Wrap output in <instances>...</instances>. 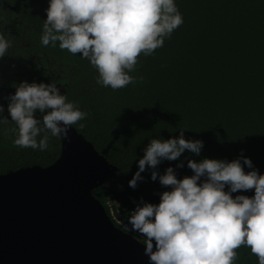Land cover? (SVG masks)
Here are the masks:
<instances>
[{
  "label": "trees",
  "instance_id": "obj_1",
  "mask_svg": "<svg viewBox=\"0 0 264 264\" xmlns=\"http://www.w3.org/2000/svg\"><path fill=\"white\" fill-rule=\"evenodd\" d=\"M12 1L31 27L18 31L15 52L27 67L8 78L54 82L88 114L73 126L117 168L106 183L92 189L115 226L128 231L131 212L142 200L159 203V193L170 190L150 178L151 169L141 173L143 180L135 188L128 182L149 141L178 137L181 128L185 139L203 142L200 155L186 150L179 161L163 160L159 173L172 166L179 179L193 174L189 159L231 161L240 156L264 173V0H175L183 24L152 55L141 54L129 73L136 83L118 90L98 84V72L79 54L61 50L58 42L56 47L41 43L49 0ZM15 127L11 121L0 123V174L45 166L57 158L58 137L49 134L43 151L22 148L13 143ZM180 162L183 167H177ZM244 170L249 171L247 166ZM239 194L250 197L254 190ZM129 232L145 243L140 233ZM236 252L233 264H259L249 248Z\"/></svg>",
  "mask_w": 264,
  "mask_h": 264
},
{
  "label": "clouds",
  "instance_id": "obj_2",
  "mask_svg": "<svg viewBox=\"0 0 264 264\" xmlns=\"http://www.w3.org/2000/svg\"><path fill=\"white\" fill-rule=\"evenodd\" d=\"M45 11L41 43L56 47L58 42L61 50L79 54L98 72L97 83L113 90L135 84L137 78L129 73L141 54L150 56L163 47L184 22L175 0H49ZM10 47L0 33V58ZM15 88L7 97L15 146L46 150L49 134L69 139V129L88 115L54 82L21 81ZM3 111L0 104V123H8ZM184 130L178 137L151 139L138 159L129 187L151 169L150 178L170 190L159 193V203L142 200L131 212L128 230L145 238L150 264H233L242 246L264 264V173L244 156L189 159L193 174L179 179L172 166L159 173L163 160L179 161L186 150L200 155L203 142L185 139ZM249 190H254L250 197L239 194Z\"/></svg>",
  "mask_w": 264,
  "mask_h": 264
},
{
  "label": "water",
  "instance_id": "obj_3",
  "mask_svg": "<svg viewBox=\"0 0 264 264\" xmlns=\"http://www.w3.org/2000/svg\"><path fill=\"white\" fill-rule=\"evenodd\" d=\"M68 136L52 163L0 174V264H150L144 243L92 194L116 166L74 126Z\"/></svg>",
  "mask_w": 264,
  "mask_h": 264
},
{
  "label": "flooded vegetation",
  "instance_id": "obj_4",
  "mask_svg": "<svg viewBox=\"0 0 264 264\" xmlns=\"http://www.w3.org/2000/svg\"><path fill=\"white\" fill-rule=\"evenodd\" d=\"M25 21L23 11H20L12 0H0V33H3L5 38L11 41V47L6 55L0 58V87H16L22 81L18 79L15 83L12 80L21 68L24 70L27 67V65L23 64L25 59L15 53L20 46V39L17 38L18 31L21 28L26 30L31 25V23H28V21L25 23ZM27 51L25 52L27 53ZM9 75L12 77L11 81L8 78ZM9 95L8 93L0 94V104L4 106L2 115L11 121V117L6 111L9 103L7 97ZM37 118H40L39 113H37Z\"/></svg>",
  "mask_w": 264,
  "mask_h": 264
},
{
  "label": "built area",
  "instance_id": "obj_5",
  "mask_svg": "<svg viewBox=\"0 0 264 264\" xmlns=\"http://www.w3.org/2000/svg\"><path fill=\"white\" fill-rule=\"evenodd\" d=\"M115 220H116L117 223H120V221H119L118 219L115 218ZM125 228H126L127 230L129 229V227H127V226H125ZM128 232H129V230H128ZM134 233H136L137 235L140 236V234H139L138 232H134Z\"/></svg>",
  "mask_w": 264,
  "mask_h": 264
}]
</instances>
